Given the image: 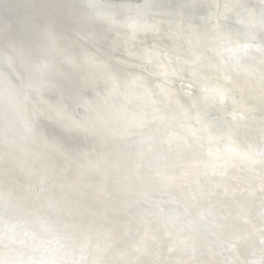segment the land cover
Returning <instances> with one entry per match:
<instances>
[{
  "label": "bare ground",
  "instance_id": "obj_1",
  "mask_svg": "<svg viewBox=\"0 0 264 264\" xmlns=\"http://www.w3.org/2000/svg\"><path fill=\"white\" fill-rule=\"evenodd\" d=\"M40 1L0 45V230H66L85 264H264V0Z\"/></svg>",
  "mask_w": 264,
  "mask_h": 264
},
{
  "label": "clouds",
  "instance_id": "obj_2",
  "mask_svg": "<svg viewBox=\"0 0 264 264\" xmlns=\"http://www.w3.org/2000/svg\"><path fill=\"white\" fill-rule=\"evenodd\" d=\"M203 133L216 141H231L230 136L213 135L207 128ZM25 236L28 237L26 240L13 237L8 222H4L3 230H0V244L4 249L0 264H85L87 260V245L80 242L78 235L66 230L53 226L46 232L25 233ZM12 245H19L20 251Z\"/></svg>",
  "mask_w": 264,
  "mask_h": 264
},
{
  "label": "water",
  "instance_id": "obj_3",
  "mask_svg": "<svg viewBox=\"0 0 264 264\" xmlns=\"http://www.w3.org/2000/svg\"><path fill=\"white\" fill-rule=\"evenodd\" d=\"M76 1L80 2V0H76ZM123 1H126V0H123ZM26 2H28V0H2L0 2V43H3L0 45H4V44L14 45L18 43L22 44L21 42H23V44H26V42L28 43L30 42V39H32L28 37L29 35L28 29L30 27L36 29L38 26V23L33 16V19H32L33 21L30 23L31 25L29 27H27V25L24 24L27 18H29V21L31 20L30 18L31 11L29 12L28 10H24V9L29 8ZM10 3L18 6L16 8L21 10L19 14L14 13L12 10L10 12L1 10L2 4L4 6ZM123 3L129 4V2H123ZM41 4H43V2H41L40 0H34L33 7L41 6ZM81 8L83 9V7L79 6V11L81 10ZM47 14L51 16L50 22L53 21L54 24L62 23V21L60 20V17H58L59 16L58 12L49 11ZM49 23L46 25H49ZM23 38L24 39L26 38V39L23 40Z\"/></svg>",
  "mask_w": 264,
  "mask_h": 264
}]
</instances>
